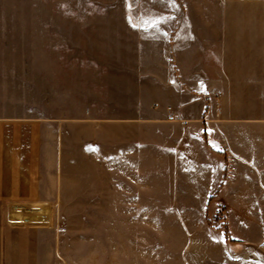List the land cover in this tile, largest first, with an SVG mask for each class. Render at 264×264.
<instances>
[{"label":"crops","instance_id":"obj_1","mask_svg":"<svg viewBox=\"0 0 264 264\" xmlns=\"http://www.w3.org/2000/svg\"><path fill=\"white\" fill-rule=\"evenodd\" d=\"M122 4L152 11L81 22L161 41L155 54L165 57L153 72L164 100L148 112L106 119L107 167L115 168L117 157L122 169L134 172L122 177L123 215L222 211L234 221L231 238L209 224L170 225L180 238L154 242L166 254L148 255L147 241L139 238L137 254L126 249L123 264H264V0ZM4 98L1 93L0 104ZM44 120L0 110V264H83L67 258L60 227L28 218L55 214L66 199L64 137L75 130L65 117ZM51 123L56 126L46 127ZM92 124L91 142L98 135ZM116 136L122 147L116 148ZM90 145L77 154H97ZM42 169L57 170L43 175ZM107 200L114 214V198Z\"/></svg>","mask_w":264,"mask_h":264},{"label":"rangeland","instance_id":"obj_2","mask_svg":"<svg viewBox=\"0 0 264 264\" xmlns=\"http://www.w3.org/2000/svg\"><path fill=\"white\" fill-rule=\"evenodd\" d=\"M136 1L150 4L153 0ZM140 11L145 15L152 8L126 9L122 0H0V94L6 96L0 110L42 122L65 117V126L75 130L64 137L61 171L67 179L66 199L56 204L55 214H29L28 218L60 227L67 258L83 264H123L126 249L132 256L137 254L133 245L139 238L147 241L148 255H164V248L154 247L156 240L180 238L177 231L169 230L170 225L209 224L222 227L230 237L233 220L228 219L233 217L222 211L214 216L123 215L122 177L134 172L122 169L117 157L115 168L107 167L106 119L125 112H148L164 100L153 80V72L161 70L159 63L165 58L155 54L162 42L128 38V34L81 21L139 15ZM95 26L98 30L86 29ZM92 123L98 135L91 142ZM90 143L97 154H77ZM122 143V136H116V148ZM56 170L42 169V174L55 175ZM113 175L114 185L110 183ZM107 198H114V214ZM39 206L43 211L48 208Z\"/></svg>","mask_w":264,"mask_h":264}]
</instances>
